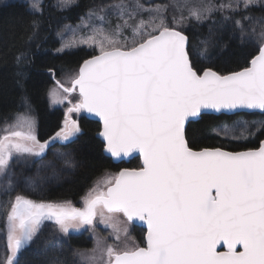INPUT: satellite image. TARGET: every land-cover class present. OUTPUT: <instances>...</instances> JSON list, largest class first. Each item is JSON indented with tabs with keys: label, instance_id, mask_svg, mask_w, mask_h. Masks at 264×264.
Returning a JSON list of instances; mask_svg holds the SVG:
<instances>
[{
	"label": "snow or ice",
	"instance_id": "obj_1",
	"mask_svg": "<svg viewBox=\"0 0 264 264\" xmlns=\"http://www.w3.org/2000/svg\"><path fill=\"white\" fill-rule=\"evenodd\" d=\"M73 3L57 0L55 7L63 10ZM257 6L264 7V0H221L219 4L199 0L194 5L189 0H109L89 8L76 28L66 25L57 33L62 40L57 51L88 45L98 54L85 59L66 80H55L49 89L50 106L71 104L54 136L43 142L37 138L30 106L3 129L0 175L14 157L42 159L50 144L71 142L82 134L71 117L81 111L99 117L106 153L121 158L138 152L142 166L97 181L83 198L82 208L17 194L6 213L8 255L0 264H17L18 253L30 245L44 221H54L58 231L68 235L85 226L94 229L97 217L112 229L117 241L122 235L127 240L129 227L142 222L146 246L125 243L119 248L97 241L93 252L100 255L90 257L93 264H264V141L254 150L230 152L219 147L194 151L186 139V122L204 109L264 112V18L244 15L234 21L241 40L249 35L244 21L251 23L252 35L260 23L261 43L248 67L227 75L210 68L200 74L192 63L188 38L178 30L188 19L202 23L215 12L222 14L223 27L232 20L224 13L248 12ZM29 7L33 15L42 13L40 0H32ZM169 7L181 12L179 18L173 16L171 26L165 15ZM185 8L187 17L182 14ZM32 26L29 40L36 35L38 22L34 20ZM68 31L73 39L64 42ZM201 44L197 57L205 61L209 41ZM24 59L18 56L17 64ZM75 93L79 99L72 103ZM257 130L264 131V121L255 130L249 122L238 120L213 132L241 140ZM54 156L70 163L65 153ZM50 166L51 162L42 163L39 168ZM29 187L35 190L34 183ZM5 190L9 194L15 190L11 179Z\"/></svg>",
	"mask_w": 264,
	"mask_h": 264
},
{
	"label": "trees",
	"instance_id": "obj_2",
	"mask_svg": "<svg viewBox=\"0 0 264 264\" xmlns=\"http://www.w3.org/2000/svg\"><path fill=\"white\" fill-rule=\"evenodd\" d=\"M108 2L109 0H77L69 8L59 10L51 0H45L42 13L38 15L32 14L25 1L0 2V127L13 122L18 113L25 112L30 106L29 114L34 117L35 132L41 142L54 136L61 128L65 109L63 105L50 106L48 91L55 84V80H66L78 71L85 59L97 52L85 48L58 52L56 32L62 25L79 22L89 8ZM229 15L232 16V20L223 27L219 23L222 17L217 15H212V19L202 23L191 19L178 27L188 36V50L194 68L199 73L206 67L221 74L239 70L248 66L250 59L257 53L261 41L260 32L256 28L261 29L260 23L256 24L255 35H252L251 23L244 21V27L249 35L241 40L239 30L234 28V21L244 15H250L254 20L264 18V7H252L248 12L238 11ZM34 20L38 22L39 27L33 39L29 40V36L33 35ZM213 21L217 23L214 25ZM202 40L209 41L207 53L209 59L205 61L197 57L200 49L195 51V47L201 44ZM18 56L26 59L17 64ZM259 116H264V113H239L231 116L202 114L198 120L188 123L186 139L189 146L194 149L221 147L237 151L257 147L264 138V131L257 130L255 135L241 141L219 137L211 132V128L224 120L237 117L251 119ZM76 120L82 134L71 142L50 144L51 147H58L61 151L70 153L74 163L72 171L57 183H45L36 190H28L24 194L46 201H69L72 205L78 206L95 181L105 172L115 174L123 167L141 166L138 157L128 162H113L111 157L104 154L103 142L96 136L101 129L100 123L88 119L83 114ZM49 154L50 152L48 156ZM19 188L20 186L15 191L18 192ZM7 193L0 189L1 225L10 206ZM128 236L132 237V244L144 245V230L141 227L130 226ZM97 241H101L102 245L111 244L119 248H123L125 244L122 237L119 241L116 240L112 229L101 224L99 217L96 218L94 229L87 226L81 232H70L68 235L60 233L56 225L46 224L34 238L31 246L21 252L16 262L87 264L83 262L80 253L94 248Z\"/></svg>",
	"mask_w": 264,
	"mask_h": 264
},
{
	"label": "rangeland",
	"instance_id": "obj_3",
	"mask_svg": "<svg viewBox=\"0 0 264 264\" xmlns=\"http://www.w3.org/2000/svg\"><path fill=\"white\" fill-rule=\"evenodd\" d=\"M6 1H9V0H0V2H6ZM21 1L27 2L28 6H29L30 2H32V0H21ZM44 1L45 0H40V2L42 3V5H43ZM51 1H52V4L55 6L56 3H57V0H51ZM76 1L77 0H75V2ZM142 2L148 3L149 0H142ZM151 2L152 3H167V2H169V0H151ZM198 2H199V0H189V4L190 5H194V4L198 3ZM213 2L216 3V4H219V3H221V0H213ZM223 2L227 3V0H223ZM178 3H183V0H178ZM69 7H67V8H69ZM228 13L230 14V12H226V13H224V15H226V14L229 15ZM182 14L185 17L188 16L187 8H185L183 10V13ZM165 15L167 16V22L169 23V25H171L172 24V18H173V16H176L177 18H179L180 15H181V12L177 11L173 7H169V9H168V11H167V13ZM212 15H217V16H221L222 17V14L219 13V12H215ZM145 16H146V14H145ZM190 20L191 19H188L184 23L189 22ZM114 23H115V21H113V24ZM80 24H81V20L79 22H77L76 24H65V25H62L57 30V32H56V38L58 39V42H59V45H58V48L57 49H59L61 47V43H62V40H61L60 37H58L57 33L58 32H61L66 25L67 26H70L71 28L74 29V28H76L77 25H80ZM105 27H108V26L105 25ZM256 30L258 32L261 31V29L258 28V27L256 28ZM72 39H73V33L71 31H68V32H65L64 33V36H63V41L64 42L71 41ZM78 48H85V49H89L91 51H94V52H97L98 53V50H95L93 47H89L88 45H77V46H74V47H71V48H66L63 52L70 51V50H74V49H78ZM198 48L201 49L202 48V44H198V46L195 47V51H199ZM57 49H56V51H57ZM58 52H61V51H58ZM70 99H71L72 103L77 102L78 99H79L78 93L73 94V96L70 97ZM70 106H71V104L68 103V101H65V103L63 104V107H64L65 111ZM82 113H83V111H81L79 113H75L74 112V113L71 114V117H72V119H75L76 120L77 117L79 115H81ZM238 120L239 121H247V122H249L250 128H252L253 130H255V129H258L259 128V122L264 121V116H259V117H256V118L254 117V118H251V119H246L244 117H237V118H234V119H231V120H224V121L216 124L215 126H213L211 128V132L214 133L213 132V129L214 128H220V127H223L225 125H231L234 121H238ZM253 121L256 122L255 125H253L251 123ZM10 123H12V122H9L7 124H4V125H2L0 127V135H3L4 134L3 129L8 124H10ZM62 126H63V122H62ZM242 140H245V139H241V141ZM59 143H61V142H59ZM49 147H51V146H49ZM48 148L46 149V154H43L42 155V159L36 158V157H29L27 160H24V159H20V158L14 157L12 159L11 163H10V166H9L7 172L5 174H3V175H0V189L6 191L5 189L7 188L8 180L9 179L12 180V183H13V186H14L15 189L18 186H20L18 192H16L14 190L10 194L7 193L8 194V198H9V205H10V202L14 201L15 196L17 194L24 195V192H26L28 190H32V188L29 187V185L31 183H34L35 190H36L38 187H40L41 185H43L45 183H57V182H59L60 180H62L63 178H65V176L68 175L67 173H69V172L72 171V168L74 167V163H73L72 156L70 155V153L63 152L58 147L55 148L54 146H52L49 149ZM49 152H50V154L48 156V153ZM56 152L65 153V158L68 159L70 161V163L69 164H65L63 159L55 158L54 153H56ZM48 162H51V166L50 167H47V168H39V165L40 164H42V163H45L46 164ZM108 174H114V173H112V172H105L104 174H102L95 181V183L92 185L91 189L96 185L97 181L101 180L102 178H104ZM101 187H105V186L104 185H101ZM88 192H89V190H88ZM87 193L84 195V197L87 195ZM83 198L81 200V203L78 206L72 205L71 202H61V203H68V204H70L73 207L82 208L83 207ZM0 199H1V197H0ZM34 201L48 202V201H44V200H40V199H36ZM53 203H57V202H53ZM8 210H10V206H9ZM46 224H54V223L48 222ZM46 224H44L43 227ZM43 227L41 228V230L43 229ZM70 231L73 232L72 230H70ZM7 234H8L7 221H6V217H5V219L3 221V224L2 225L0 224V260H4L6 258V256L8 255V240H7ZM121 237L123 238V240H124L125 243H128L129 245L132 244L133 240H132V237L131 236H127V240H125V237L123 235ZM144 238H145V234H144ZM31 244H30V246H31ZM96 246L94 248L81 251L80 254H81V257H82L83 262H86L87 264H93V262L90 260V257H92L93 255H95V256H99L100 255V252L99 251H96L95 253L93 252V249H95Z\"/></svg>",
	"mask_w": 264,
	"mask_h": 264
},
{
	"label": "water",
	"instance_id": "obj_4",
	"mask_svg": "<svg viewBox=\"0 0 264 264\" xmlns=\"http://www.w3.org/2000/svg\"><path fill=\"white\" fill-rule=\"evenodd\" d=\"M179 30V29H178ZM181 31V30H180ZM183 32V31H182ZM183 34H185L184 32H183ZM186 35V34H185ZM187 36V35H186ZM187 38H188V36H187ZM188 45H189V39H188ZM259 50V49H258ZM96 54H98V53H96ZM96 54H94V55H96ZM256 54H258V51H257V53ZM255 54V55H256ZM90 58V57H89ZM89 58H87V59H89ZM251 60V59H250ZM250 62V61H249ZM83 63V62H82ZM81 63V64H82ZM80 64V65H81ZM248 66H249V63H248ZM248 66H246V67H248ZM206 68H210V67H206ZM79 69V68H78ZM205 69V68H204ZM203 69V70H204ZM211 70H213V71H216V70H214V69H212V68H210ZM242 69V68H241ZM241 69H239V70H236V71H240ZM218 74H220V75H227V74H230L231 72H233V71H231V72H227V73H224V74H221V73H219L218 71H216ZM203 73V71L200 73V74H202ZM206 113H208V114H214V115H228V116H231V115H235V114H239V113H259V114H263L264 112H261L259 109H256V110H249V109H236V110H232V111H228V110H222V111H220V112H217V111H215V110H213V109H204V110H202L201 111V114L198 116V117H195V118H189V121L188 122H186V127H187V125H188V123L190 122V121H196V120H198L200 117H201V115L202 114H206ZM85 117H87L88 119H91V120H94V121H97V122H99L100 123V125H101V129H100V131L102 130V123L100 122V120H99V117H97V116H95L94 114H92V113H88L87 111H83V113H82ZM100 131L96 134V136L103 142V138L99 135V133H100ZM261 141H264V138L261 140ZM260 141V142H261ZM260 142H259V144H258V146L257 147H253V148H248V149H242V150H237V151H232V150H229V149H225V148H221V147H219V148H221V149H223V150H225V151H230V152H240V151H248V150H254V149H256V148H258L259 147V145H260ZM190 147V146H189ZM191 148V147H190ZM205 148H209V149H211V148H218V147H205ZM202 149H204V148H200V149H194V148H192V150H194V151H200V150H202ZM103 152H104V154L105 155H107V156H109V157H111V155L109 154V153H106V151H105V148H104V142H103ZM134 157H138L139 159H140V165L142 166V161H141V158H140V156H139V153L138 152H136V153H131V154H129L128 156H123V157H121V158H113V157H111L112 158V160H113V162H115V163H119V162H122V161H126V162H128V161H130L131 159H133ZM140 166V167H141ZM125 168H127V169H136V168H128V167H123L122 169H125ZM122 169H120V170H122ZM119 170V171H120ZM118 171V172H119ZM29 199V198H28ZM34 201V200H33ZM37 202H39V201H37ZM49 202H51V201H49ZM45 203H48V202H45ZM51 203H53V202H51ZM57 203H61V202H57ZM44 222H46V221H44ZM43 222V223H44ZM50 222H53L54 223V221H50ZM42 223V224H43ZM136 226H139V227H141L142 229H144V231H145V242H144V245H141V246H146V231H147V229H146V225H144L142 222H139V221H137L136 222V224H135ZM42 227V226H41ZM86 227L87 226H85L84 228H82V229H80V230H72L73 232H76V233H78V232H81V231H83V230H85L86 229ZM26 247V246H25ZM239 247V246H238ZM221 250H223V249H221ZM21 251V250H20ZM18 255H19V253H18ZM18 255H17V257H18ZM16 261H17V258H16Z\"/></svg>",
	"mask_w": 264,
	"mask_h": 264
},
{
	"label": "flooded vegetation",
	"instance_id": "obj_5",
	"mask_svg": "<svg viewBox=\"0 0 264 264\" xmlns=\"http://www.w3.org/2000/svg\"><path fill=\"white\" fill-rule=\"evenodd\" d=\"M24 196L26 197V198H29V199H31V200H36V198H33V197H31V196H28L27 194H24ZM44 201H46V200H44ZM49 202V201H48ZM59 202H69V201H59ZM48 222H50V221H46V222H44L43 224H42V226L44 225V224H46V223H48ZM53 223V222H52ZM33 242V241H32ZM31 242V243H32ZM30 243V244H31ZM30 245H28V246H26L25 248H28ZM25 248H23V249H25ZM23 249H21V251L23 250ZM20 251V252H21ZM20 252H19V254H20Z\"/></svg>",
	"mask_w": 264,
	"mask_h": 264
}]
</instances>
